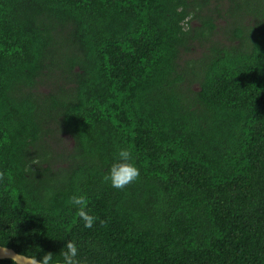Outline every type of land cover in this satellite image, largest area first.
Instances as JSON below:
<instances>
[{
    "label": "trees",
    "instance_id": "trees-1",
    "mask_svg": "<svg viewBox=\"0 0 264 264\" xmlns=\"http://www.w3.org/2000/svg\"><path fill=\"white\" fill-rule=\"evenodd\" d=\"M68 240L81 264H264V0H0V246L56 264Z\"/></svg>",
    "mask_w": 264,
    "mask_h": 264
},
{
    "label": "clouds",
    "instance_id": "clouds-1",
    "mask_svg": "<svg viewBox=\"0 0 264 264\" xmlns=\"http://www.w3.org/2000/svg\"><path fill=\"white\" fill-rule=\"evenodd\" d=\"M140 174L136 166L135 157L131 147H121L114 153L107 172L103 179L114 189H123L128 184L134 182ZM70 208L75 209V216L83 222L84 228H92L96 217L87 210L88 200L86 195H73L68 199ZM61 252L62 264H81L78 257V247L75 241L68 240L64 243ZM24 264H52L53 255L44 253L37 259L36 256H26L23 258ZM11 264H17V256L12 258Z\"/></svg>",
    "mask_w": 264,
    "mask_h": 264
},
{
    "label": "rangeland",
    "instance_id": "rangeland-1",
    "mask_svg": "<svg viewBox=\"0 0 264 264\" xmlns=\"http://www.w3.org/2000/svg\"><path fill=\"white\" fill-rule=\"evenodd\" d=\"M192 25H193V27H195V26H198V23L193 22ZM221 25H223L222 22H220V26ZM206 49H207L206 45L197 46L195 48V51L192 52L193 56H191V57L197 58V57L201 56V54L204 53L206 51ZM192 58H185V59H192ZM191 88H192V90H198V86L196 84L193 85ZM39 90L41 92H44V93H46L48 91L47 88L44 86H41ZM52 141H51L52 146L55 148V150H58V151H68L74 146L72 138L66 134L58 135L55 137L54 140L52 139Z\"/></svg>",
    "mask_w": 264,
    "mask_h": 264
},
{
    "label": "water",
    "instance_id": "water-1",
    "mask_svg": "<svg viewBox=\"0 0 264 264\" xmlns=\"http://www.w3.org/2000/svg\"><path fill=\"white\" fill-rule=\"evenodd\" d=\"M14 256H17V264H24L23 258L26 257L25 255L18 254L13 249L0 246V259L12 260ZM56 264H62V263H56Z\"/></svg>",
    "mask_w": 264,
    "mask_h": 264
}]
</instances>
